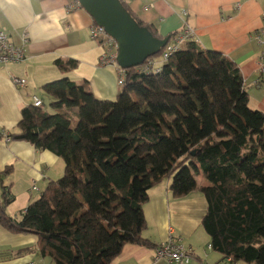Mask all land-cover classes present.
Returning <instances> with one entry per match:
<instances>
[{
  "label": "trees",
  "instance_id": "trees-1",
  "mask_svg": "<svg viewBox=\"0 0 264 264\" xmlns=\"http://www.w3.org/2000/svg\"><path fill=\"white\" fill-rule=\"evenodd\" d=\"M57 67L65 73L75 63ZM123 80L106 100L88 82L62 78L42 87L45 108L21 110L6 136L53 153L64 172L14 219L2 185L0 226L36 235L38 254L54 264H111L126 244L151 246L143 206L170 179L171 198L197 190L206 199L202 227L222 261L264 264V113L250 107L237 65L188 39L164 61L160 51L125 70ZM193 162L207 186L198 185Z\"/></svg>",
  "mask_w": 264,
  "mask_h": 264
},
{
  "label": "crops",
  "instance_id": "crops-1",
  "mask_svg": "<svg viewBox=\"0 0 264 264\" xmlns=\"http://www.w3.org/2000/svg\"><path fill=\"white\" fill-rule=\"evenodd\" d=\"M130 12L142 23L151 25L161 37L180 32L185 26L193 31V41L202 49L218 52L234 62L242 76L250 107L264 113V76L259 65L264 60V0H126ZM92 18L77 0H0V27L10 43L21 48L23 59L0 63V131L12 133L21 121V110L50 99L42 87L67 78L79 84L89 83L98 99L113 100L119 94L118 73L102 67V48L90 39ZM74 62L75 67L62 72L57 63ZM24 80V86L13 83ZM43 93V94H42ZM46 102V104H45ZM9 173L1 186L8 187L13 202L6 214L17 218L28 204L39 198L51 182L64 172V162L48 151H38L24 141L0 140V172ZM191 170L199 186H207L192 163ZM166 179L148 191L143 206L145 228L142 236L151 246L126 244L111 264H184L154 261V250L171 236L179 239L191 259L187 264H231L209 249V237L202 227L207 202L199 191L175 200ZM36 186L38 191H32ZM18 206L15 208V205ZM54 264L37 251V236L10 232L0 226V264ZM245 264V263H235Z\"/></svg>",
  "mask_w": 264,
  "mask_h": 264
},
{
  "label": "water",
  "instance_id": "water-1",
  "mask_svg": "<svg viewBox=\"0 0 264 264\" xmlns=\"http://www.w3.org/2000/svg\"><path fill=\"white\" fill-rule=\"evenodd\" d=\"M93 22L102 27L117 44V64L124 70L137 67L157 55L164 48L169 37H154L140 27L120 0H77Z\"/></svg>",
  "mask_w": 264,
  "mask_h": 264
},
{
  "label": "built area",
  "instance_id": "built-area-1",
  "mask_svg": "<svg viewBox=\"0 0 264 264\" xmlns=\"http://www.w3.org/2000/svg\"><path fill=\"white\" fill-rule=\"evenodd\" d=\"M262 20L264 21V14L262 15ZM90 39L93 41H97L102 48V54L99 58V64L102 67H112L118 73L117 84L122 86L124 83V69H122L116 62L117 56V44L112 37L106 34L105 30L97 26L95 23L90 27L89 32ZM193 31L186 27L182 29L181 33L175 38L173 42L167 44L164 48L161 49L162 53V61L166 60L171 53L177 50L181 44L185 43L186 40L192 39ZM256 40L262 48H264V41L256 36ZM23 59V52L21 48L16 47L8 40V35L4 29L0 27V63H16L20 62ZM150 63H148L149 65ZM152 64V63H151ZM153 65V64H152ZM259 70L262 76H264V60L260 62ZM15 85L24 86L25 81L19 79L12 80ZM32 105L36 108L43 109V103L41 100L37 98H33ZM0 135H2L3 139L6 141H10V139L6 136V133L0 131ZM32 191H38L36 186L31 188ZM209 248V247H208ZM191 259V254L188 250L184 249L179 239L172 238L171 236L168 238L166 242L159 245L154 250L153 260H166L168 262L175 263H184L187 264ZM231 264V260H228ZM33 264V263H28Z\"/></svg>",
  "mask_w": 264,
  "mask_h": 264
},
{
  "label": "rangeland",
  "instance_id": "rangeland-1",
  "mask_svg": "<svg viewBox=\"0 0 264 264\" xmlns=\"http://www.w3.org/2000/svg\"><path fill=\"white\" fill-rule=\"evenodd\" d=\"M119 88H120L119 91L121 92V90H122L123 87H122V86H119ZM120 92H119V93H120ZM42 94H43V93H42ZM45 104H46V102H45ZM46 106H47V104H46ZM165 180H166V179H165ZM17 206H18V203H17V205H15V208H16Z\"/></svg>",
  "mask_w": 264,
  "mask_h": 264
}]
</instances>
